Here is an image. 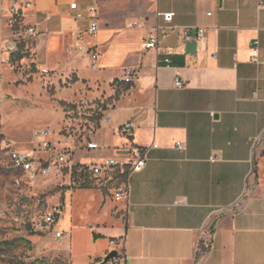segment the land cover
I'll return each mask as SVG.
<instances>
[{"label":"crops","instance_id":"0c3cea01","mask_svg":"<svg viewBox=\"0 0 264 264\" xmlns=\"http://www.w3.org/2000/svg\"><path fill=\"white\" fill-rule=\"evenodd\" d=\"M25 1L17 2L21 23L39 33L32 62L52 75L56 95L68 104H106L90 137L99 149L77 148L75 161L126 162L130 143L150 147L146 167L128 176L125 199L111 200L107 188H67L71 197L101 193L110 213L89 228L88 264L105 258L112 239L124 240L126 264H264V0ZM13 4L0 1V29ZM90 6L100 31L85 42L99 45L97 68L89 54L68 50L72 33L87 28ZM129 21L146 25L131 29ZM158 26L167 30L160 47L172 53L171 65L145 48ZM186 27H204L206 35L186 41ZM127 122L131 139L118 131ZM63 207V222L72 224ZM72 250L71 243L60 251L71 264H87Z\"/></svg>","mask_w":264,"mask_h":264},{"label":"rangeland","instance_id":"374dc122","mask_svg":"<svg viewBox=\"0 0 264 264\" xmlns=\"http://www.w3.org/2000/svg\"><path fill=\"white\" fill-rule=\"evenodd\" d=\"M4 15L0 10V18ZM13 32L6 23L0 29V241L25 238L31 244L0 250V264H32L36 260L71 264L68 254L60 251L69 250L71 243L72 254L88 264L92 251L89 228L110 215L102 194L81 190L71 197L65 193L67 188L81 187L70 184L64 170H55L49 176H39L37 181L30 182L10 166L8 153L11 149H20L35 150L38 155L45 140L56 141L60 146H73V139L63 134L68 128L75 129L76 137L82 134L92 137L95 124L91 119L101 113L106 104L101 100L89 105L68 104L62 100L66 95H56L57 83L51 79L52 75L43 74L33 64L32 43L14 36ZM12 45L16 46L14 52L10 50ZM42 130H50L53 134L37 137L36 132ZM58 151L40 153L39 158L41 162L54 159ZM82 156L83 153H77V157ZM109 198L118 201L114 195ZM64 202L71 213L72 224L63 222L65 215L61 211L52 228H45L47 212L56 206L63 210ZM59 228L66 232L61 240L55 238Z\"/></svg>","mask_w":264,"mask_h":264},{"label":"built area","instance_id":"2783aa9c","mask_svg":"<svg viewBox=\"0 0 264 264\" xmlns=\"http://www.w3.org/2000/svg\"><path fill=\"white\" fill-rule=\"evenodd\" d=\"M32 1L28 0L25 2V7H29ZM90 14V22L85 29H78L72 33L73 42L69 46V52L77 51L81 53H86L91 56L92 67L97 68L100 52L99 45L97 43H86V37L93 39L100 31V23L98 20V10L95 6H90L88 8ZM83 13L76 11V19H82ZM164 20L166 22H171L173 19V13L163 14ZM8 25L14 31L13 34L16 37H23L25 42L32 43L39 33L33 27L23 26L21 23L20 9L18 8L17 1L10 8V16L8 18ZM145 22L133 21L129 23L128 27L143 28L145 27ZM194 31V32H193ZM167 30L164 27L158 26L154 32H152L146 39L145 48L155 49L158 54V63L160 65H171L173 63L172 53L167 52L160 47V38L162 35L166 34ZM206 35V30L204 27L191 28L186 27L181 31V37L190 41L193 39H201ZM32 45V44H31ZM27 48H30L27 45ZM10 50L14 52L16 46L12 45ZM20 58L19 60H21ZM35 64V63H34ZM38 68L39 66L35 64ZM43 74L49 73L47 69H42ZM137 74L135 72H129L126 76V83H134ZM184 81L177 77L175 81L176 87H182ZM119 134L126 138L131 139L134 134V125L131 122L122 124L119 129ZM63 133V132H62ZM53 132L50 130H42L41 132H36V136H50ZM67 138H71L74 141L73 146H60L51 141H44L39 149L40 152L37 155L35 150L25 151L20 149H11L9 151V164L16 171L21 172L30 182L37 181L39 176H49L53 171L64 170L71 178V182L74 185L81 186L85 183H89L93 187L107 188L113 190L114 196L117 200L125 199L129 196V185L127 183L128 176L135 172L142 171L147 164L148 154L150 147L137 146L130 143L126 150L128 153L127 161H122L118 158H106L103 161L90 162V163H78L75 161V150L83 149L85 151L99 149V145L90 140L91 136L76 137L75 129L68 128L65 129L63 133ZM179 149H184L182 143H177ZM58 151V155L54 159H46L45 162H41L39 155L40 153H49L50 151ZM43 164V165H42ZM77 164L82 166L78 169L77 177H73L74 167ZM81 171H84V175H81ZM62 208L60 206L54 207L49 210L44 217V222L46 224L45 228H52L51 225L59 217ZM66 235L65 231H57L55 237L61 240ZM111 250H118V256L114 258L113 261H109L108 264H126V258L123 250L124 240L123 239H112L110 242ZM109 251V252H110Z\"/></svg>","mask_w":264,"mask_h":264},{"label":"trees","instance_id":"16d2710c","mask_svg":"<svg viewBox=\"0 0 264 264\" xmlns=\"http://www.w3.org/2000/svg\"><path fill=\"white\" fill-rule=\"evenodd\" d=\"M21 58V57H20ZM128 85H132V83H128ZM103 118V113H98L97 116L94 119H91L94 124H95V129L99 126L100 120ZM94 129V130H95ZM84 136H86L85 134H83ZM81 164H77L74 167V171H73V177H77L78 175V169L81 167ZM81 175H84V171L80 172ZM92 185H90L89 183H85L83 185H81L80 187H91ZM96 238H98V235H94ZM31 241L25 238H16L13 239L11 241H0V250H5V249H14L20 245H30ZM96 263L99 264H108L109 262H104V259H97ZM32 264H53V263H49L46 260H36L35 262H33Z\"/></svg>","mask_w":264,"mask_h":264},{"label":"water","instance_id":"95a60500","mask_svg":"<svg viewBox=\"0 0 264 264\" xmlns=\"http://www.w3.org/2000/svg\"><path fill=\"white\" fill-rule=\"evenodd\" d=\"M22 13V11H20ZM118 256V250L114 249L110 251L104 258V262L113 261L115 257Z\"/></svg>","mask_w":264,"mask_h":264}]
</instances>
